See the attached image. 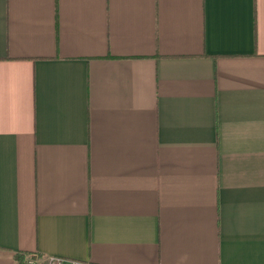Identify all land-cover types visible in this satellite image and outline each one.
Returning <instances> with one entry per match:
<instances>
[{
	"label": "crops",
	"instance_id": "crops-1",
	"mask_svg": "<svg viewBox=\"0 0 264 264\" xmlns=\"http://www.w3.org/2000/svg\"><path fill=\"white\" fill-rule=\"evenodd\" d=\"M264 264V0H0V264Z\"/></svg>",
	"mask_w": 264,
	"mask_h": 264
},
{
	"label": "built area",
	"instance_id": "built-area-1",
	"mask_svg": "<svg viewBox=\"0 0 264 264\" xmlns=\"http://www.w3.org/2000/svg\"><path fill=\"white\" fill-rule=\"evenodd\" d=\"M23 264H95V263L89 261L75 260L60 256H48L44 261H42L34 254H30L25 258Z\"/></svg>",
	"mask_w": 264,
	"mask_h": 264
}]
</instances>
